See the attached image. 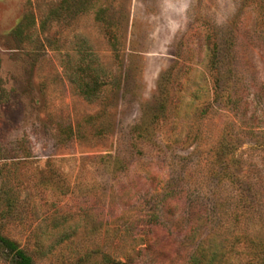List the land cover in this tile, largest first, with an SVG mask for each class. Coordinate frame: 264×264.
Here are the masks:
<instances>
[{
    "label": "rangeland",
    "instance_id": "rangeland-1",
    "mask_svg": "<svg viewBox=\"0 0 264 264\" xmlns=\"http://www.w3.org/2000/svg\"><path fill=\"white\" fill-rule=\"evenodd\" d=\"M17 251L264 264V0H0V264Z\"/></svg>",
    "mask_w": 264,
    "mask_h": 264
},
{
    "label": "trees",
    "instance_id": "trees-1",
    "mask_svg": "<svg viewBox=\"0 0 264 264\" xmlns=\"http://www.w3.org/2000/svg\"><path fill=\"white\" fill-rule=\"evenodd\" d=\"M5 244L8 246V248L10 249V251H13L14 248L11 244L6 243ZM16 257L18 259V264H28V259L26 257H24L23 253L21 251H17L16 252Z\"/></svg>",
    "mask_w": 264,
    "mask_h": 264
},
{
    "label": "water",
    "instance_id": "water-1",
    "mask_svg": "<svg viewBox=\"0 0 264 264\" xmlns=\"http://www.w3.org/2000/svg\"><path fill=\"white\" fill-rule=\"evenodd\" d=\"M122 264H126V263H122Z\"/></svg>",
    "mask_w": 264,
    "mask_h": 264
}]
</instances>
